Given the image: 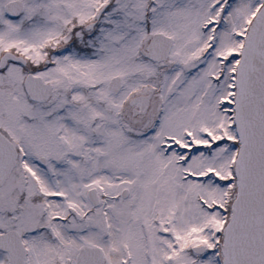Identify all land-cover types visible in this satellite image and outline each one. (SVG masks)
I'll use <instances>...</instances> for the list:
<instances>
[{
	"label": "snow or ice",
	"instance_id": "6c2138e0",
	"mask_svg": "<svg viewBox=\"0 0 264 264\" xmlns=\"http://www.w3.org/2000/svg\"><path fill=\"white\" fill-rule=\"evenodd\" d=\"M0 264H264V0H0Z\"/></svg>",
	"mask_w": 264,
	"mask_h": 264
}]
</instances>
